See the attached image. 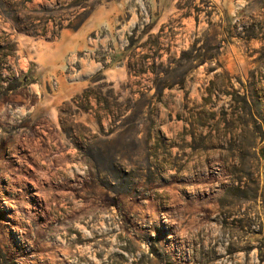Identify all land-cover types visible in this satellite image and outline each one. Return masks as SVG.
Listing matches in <instances>:
<instances>
[{"label": "rangeland", "instance_id": "rangeland-1", "mask_svg": "<svg viewBox=\"0 0 264 264\" xmlns=\"http://www.w3.org/2000/svg\"><path fill=\"white\" fill-rule=\"evenodd\" d=\"M0 264H264V0H0Z\"/></svg>", "mask_w": 264, "mask_h": 264}]
</instances>
